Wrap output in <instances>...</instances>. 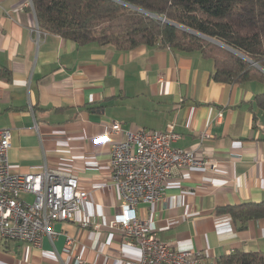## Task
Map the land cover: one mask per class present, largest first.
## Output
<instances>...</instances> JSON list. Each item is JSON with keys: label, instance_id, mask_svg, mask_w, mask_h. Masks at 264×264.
<instances>
[{"label": "crops", "instance_id": "obj_1", "mask_svg": "<svg viewBox=\"0 0 264 264\" xmlns=\"http://www.w3.org/2000/svg\"><path fill=\"white\" fill-rule=\"evenodd\" d=\"M33 23L26 0H0V128L11 130L9 165L17 173L57 166L78 177L87 199L73 219L52 222L55 237L43 235L39 245L0 235V264H73L75 255L82 264L139 259V248L106 225L122 204L109 167L110 144L121 136L92 138L112 121L124 129L172 126L180 135L175 146L201 143L209 161L175 173L157 201L136 206L155 236L203 251L207 264L264 249V217L242 223L219 210L264 200V109L255 98L263 82L217 81L215 60L198 50L77 44L36 32Z\"/></svg>", "mask_w": 264, "mask_h": 264}, {"label": "built area", "instance_id": "obj_2", "mask_svg": "<svg viewBox=\"0 0 264 264\" xmlns=\"http://www.w3.org/2000/svg\"><path fill=\"white\" fill-rule=\"evenodd\" d=\"M26 1L31 7V1ZM32 29L40 31L36 18ZM111 134L121 136L110 144L109 167L122 204L106 225L139 248L140 257L133 264H207L203 251L176 249L160 240L152 233L149 218L139 217L135 210L140 202L151 205L157 201L175 173L209 164L201 155V143L180 148L174 145L180 135L172 126L162 131L140 126L124 129L118 121H112L92 141L108 143ZM10 139L11 130L0 128V235L39 245L43 235L55 237L52 222L74 218L87 199V191L75 174L47 163L37 172L12 171L7 157ZM23 193L32 194L33 199L24 200ZM82 263L81 256L75 255L73 264Z\"/></svg>", "mask_w": 264, "mask_h": 264}, {"label": "trees", "instance_id": "obj_3", "mask_svg": "<svg viewBox=\"0 0 264 264\" xmlns=\"http://www.w3.org/2000/svg\"><path fill=\"white\" fill-rule=\"evenodd\" d=\"M40 31L77 44L97 42L129 49L140 44L198 50L215 60L217 81L264 83V71L205 38L114 0H30ZM187 27L239 51L264 69V0H122ZM264 109V92L256 94ZM221 211L245 223L264 217V200L224 206ZM217 264H264V249L232 251Z\"/></svg>", "mask_w": 264, "mask_h": 264}, {"label": "water", "instance_id": "obj_4", "mask_svg": "<svg viewBox=\"0 0 264 264\" xmlns=\"http://www.w3.org/2000/svg\"><path fill=\"white\" fill-rule=\"evenodd\" d=\"M114 1H117V2H119V3H121V4H123V5L131 6V7L135 8V9H137V10H139V11L145 12L146 14H148V15H150V16H153V17H156V18L161 19V20H163V21H166V22H168V23H170V24H172V25H174V26H176V27H178V28H181V29H183V30H185V31H188V32L193 33V34H195V35H197V36H200V37H202V38H205V39H207V40H209V41H212V42H214V43H216V44H218V45H221V46L225 47L226 49H228L229 51L235 53L236 55H238V56L244 58L245 60H247V61H248L249 63H251L252 65H255L256 67H258L259 69H261L262 71H264V69H263L261 66H259L256 62L250 60L249 58H247L246 56H244V55H243L242 53H240L239 51H237V50H235V49H233V48H231V47H229V46H227V45L221 43L220 41H218V40H216V39H214V38H211V37L205 36V35H203V34H201V33H199V32H196V31H194V30H191V29H189V28H187V27H184V26H181V25H179V24H177V23H174V22H171V21H169V20H166L165 18L160 17V16H158V15H156V14H153V13L147 12V11H145V10H143V9H140V8H138V7L132 6L131 4H128V3H126V2H124V1H122V0H114Z\"/></svg>", "mask_w": 264, "mask_h": 264}]
</instances>
